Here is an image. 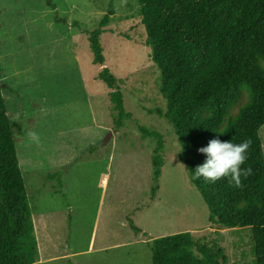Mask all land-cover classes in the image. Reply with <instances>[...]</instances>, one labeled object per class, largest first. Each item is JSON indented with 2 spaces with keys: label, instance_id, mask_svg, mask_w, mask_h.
Instances as JSON below:
<instances>
[{
  "label": "rangeland",
  "instance_id": "374dc122",
  "mask_svg": "<svg viewBox=\"0 0 264 264\" xmlns=\"http://www.w3.org/2000/svg\"><path fill=\"white\" fill-rule=\"evenodd\" d=\"M138 10L137 0H0V80L10 119L21 127L33 264H152L154 239L179 232L198 240L199 259L254 264L250 228L209 220L174 129L153 112L165 101ZM99 27L101 65L88 39ZM104 68L130 113L120 129L112 90L99 78ZM142 127L164 138L157 180V139ZM260 136L264 152V126Z\"/></svg>",
  "mask_w": 264,
  "mask_h": 264
},
{
  "label": "trees",
  "instance_id": "16d2710c",
  "mask_svg": "<svg viewBox=\"0 0 264 264\" xmlns=\"http://www.w3.org/2000/svg\"><path fill=\"white\" fill-rule=\"evenodd\" d=\"M146 32V44L159 71L158 91L164 108L155 112L174 129L180 159L190 183L209 209V220L224 228H250L254 264H264V0H137ZM107 16L101 22H107ZM99 27L88 32L94 63L103 64ZM1 69V68H0ZM112 90L115 126L130 116L123 93L107 68L99 72ZM152 155L153 177L164 165V138ZM21 127L8 114L0 80V264H33L38 247L30 200L17 152ZM240 143L251 140L249 159L242 167V187L228 179L215 184L193 179L206 159L198 149L212 139ZM189 232L154 239L152 264H215L213 255L199 259ZM220 253V252H219ZM217 254V253H216ZM209 259V260H208Z\"/></svg>",
  "mask_w": 264,
  "mask_h": 264
},
{
  "label": "clouds",
  "instance_id": "9594fccd",
  "mask_svg": "<svg viewBox=\"0 0 264 264\" xmlns=\"http://www.w3.org/2000/svg\"><path fill=\"white\" fill-rule=\"evenodd\" d=\"M35 135V134H33ZM252 141L240 143L212 139L204 147L198 149L206 159L195 168L193 179L215 184L225 179L234 187H242V177L247 178L252 173L251 167H242L249 159V149Z\"/></svg>",
  "mask_w": 264,
  "mask_h": 264
}]
</instances>
